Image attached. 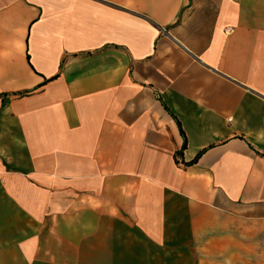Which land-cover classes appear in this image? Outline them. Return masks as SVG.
<instances>
[{"label": "crops", "instance_id": "0c3cea01", "mask_svg": "<svg viewBox=\"0 0 264 264\" xmlns=\"http://www.w3.org/2000/svg\"><path fill=\"white\" fill-rule=\"evenodd\" d=\"M0 264H264V0H0Z\"/></svg>", "mask_w": 264, "mask_h": 264}, {"label": "trees", "instance_id": "16d2710c", "mask_svg": "<svg viewBox=\"0 0 264 264\" xmlns=\"http://www.w3.org/2000/svg\"><path fill=\"white\" fill-rule=\"evenodd\" d=\"M182 133H183V131H182ZM184 136H185V135H184ZM185 146H186V138H185V145H184V147H185ZM200 155H201V154H198V155L196 156V158H195L191 163H189V164L196 163V162L198 161Z\"/></svg>", "mask_w": 264, "mask_h": 264}]
</instances>
